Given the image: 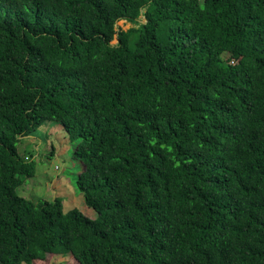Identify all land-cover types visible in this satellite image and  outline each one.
Segmentation results:
<instances>
[{"label":"trees","instance_id":"obj_1","mask_svg":"<svg viewBox=\"0 0 264 264\" xmlns=\"http://www.w3.org/2000/svg\"><path fill=\"white\" fill-rule=\"evenodd\" d=\"M50 122L95 219L17 193ZM57 255L264 264V0H0V264Z\"/></svg>","mask_w":264,"mask_h":264},{"label":"rangeland","instance_id":"obj_2","mask_svg":"<svg viewBox=\"0 0 264 264\" xmlns=\"http://www.w3.org/2000/svg\"><path fill=\"white\" fill-rule=\"evenodd\" d=\"M127 30L132 25L125 21L118 24ZM114 41L113 44H116ZM22 158L30 160L35 166V176L25 179L18 188L19 196L34 203L40 201H63L64 212L80 210L86 216L95 219L97 214L85 203L77 187V177L82 172V164L73 158V145L64 130L53 123L44 124L33 136L21 140L18 145ZM51 264H77L72 256L57 255Z\"/></svg>","mask_w":264,"mask_h":264}]
</instances>
